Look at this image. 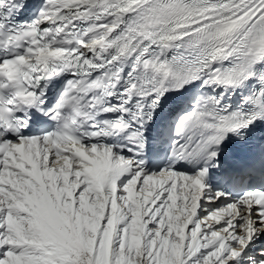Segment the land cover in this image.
Here are the masks:
<instances>
[{"label": "snow or ice", "instance_id": "obj_1", "mask_svg": "<svg viewBox=\"0 0 264 264\" xmlns=\"http://www.w3.org/2000/svg\"><path fill=\"white\" fill-rule=\"evenodd\" d=\"M0 264H264V0H0Z\"/></svg>", "mask_w": 264, "mask_h": 264}]
</instances>
